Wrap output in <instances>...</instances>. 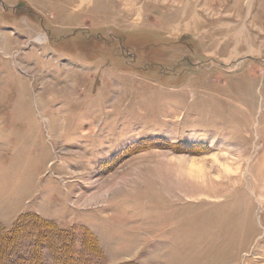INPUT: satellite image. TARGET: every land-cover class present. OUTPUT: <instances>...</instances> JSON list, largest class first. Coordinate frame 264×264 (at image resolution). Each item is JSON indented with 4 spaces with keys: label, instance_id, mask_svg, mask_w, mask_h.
Segmentation results:
<instances>
[{
    "label": "rangeland",
    "instance_id": "374dc122",
    "mask_svg": "<svg viewBox=\"0 0 264 264\" xmlns=\"http://www.w3.org/2000/svg\"><path fill=\"white\" fill-rule=\"evenodd\" d=\"M0 264H264V0H0Z\"/></svg>",
    "mask_w": 264,
    "mask_h": 264
},
{
    "label": "bare ground",
    "instance_id": "6f19581e",
    "mask_svg": "<svg viewBox=\"0 0 264 264\" xmlns=\"http://www.w3.org/2000/svg\"><path fill=\"white\" fill-rule=\"evenodd\" d=\"M59 89H60V91H64L66 88L64 89V87H61V88H59Z\"/></svg>",
    "mask_w": 264,
    "mask_h": 264
}]
</instances>
